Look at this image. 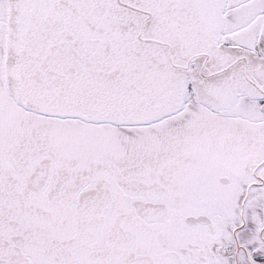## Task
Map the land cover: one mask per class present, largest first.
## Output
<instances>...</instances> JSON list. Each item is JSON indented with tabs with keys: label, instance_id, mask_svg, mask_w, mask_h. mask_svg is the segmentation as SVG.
<instances>
[{
	"label": "snow or ice",
	"instance_id": "obj_1",
	"mask_svg": "<svg viewBox=\"0 0 264 264\" xmlns=\"http://www.w3.org/2000/svg\"><path fill=\"white\" fill-rule=\"evenodd\" d=\"M0 264H264V0H0Z\"/></svg>",
	"mask_w": 264,
	"mask_h": 264
}]
</instances>
